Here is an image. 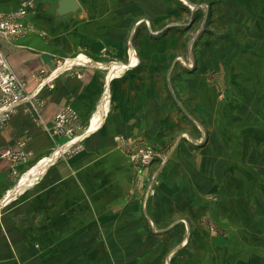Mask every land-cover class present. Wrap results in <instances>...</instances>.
Listing matches in <instances>:
<instances>
[{"label":"rangeland","instance_id":"obj_1","mask_svg":"<svg viewBox=\"0 0 264 264\" xmlns=\"http://www.w3.org/2000/svg\"><path fill=\"white\" fill-rule=\"evenodd\" d=\"M80 1L88 16L74 21L91 25L95 44L84 47L89 55L60 60L62 68L77 57L98 64L91 55L111 62V78L144 72L152 86L143 100L149 135L128 152L127 181L101 198L96 219L65 233L76 234L79 251L38 253L33 264H264V51L254 34L264 0ZM22 2L1 6L0 23ZM87 32L80 39L90 41ZM0 49L5 54L1 40ZM61 140L57 150L68 142ZM149 150L151 159H134ZM19 222L31 227L32 247L44 250L37 224Z\"/></svg>","mask_w":264,"mask_h":264},{"label":"crops","instance_id":"obj_2","mask_svg":"<svg viewBox=\"0 0 264 264\" xmlns=\"http://www.w3.org/2000/svg\"><path fill=\"white\" fill-rule=\"evenodd\" d=\"M20 1L1 6L14 9ZM84 13L88 16L85 8ZM28 19L34 31L19 43L0 38L1 48L27 88L25 102L0 126V208H4L0 210V264H33L38 253L44 257L77 253L76 234L64 238L65 233L80 219H96V208L106 204L101 198L127 181V171L132 169L128 152L133 147L136 151L145 133L149 135L144 132L149 124L145 125L143 100L149 99L152 86L144 72L135 67L111 78V62L91 55L98 64L64 69L60 60L80 51L89 55L84 47H94L91 25L73 20L53 27L37 11ZM86 31L90 41L89 36L80 39ZM257 33L262 37L259 42ZM254 34L257 47L264 51V24L257 25ZM107 94L110 102L104 120L90 131ZM68 105L81 122L73 136L62 138L55 117ZM61 139L68 142L57 150ZM20 220L37 224L41 233L34 236L44 240V250L32 247L31 227L24 228ZM89 247L82 249L83 254L89 253Z\"/></svg>","mask_w":264,"mask_h":264},{"label":"built area","instance_id":"obj_3","mask_svg":"<svg viewBox=\"0 0 264 264\" xmlns=\"http://www.w3.org/2000/svg\"><path fill=\"white\" fill-rule=\"evenodd\" d=\"M35 0H23L20 8L10 16H5L0 23V35L9 41H14L26 37L34 31L33 26L25 23L26 17L35 8ZM26 83L21 80L12 70L7 56L0 49V126L6 124L22 105L27 95H25ZM77 111L70 105L66 106L55 117V124L58 134L62 138L73 136L78 129ZM153 151L146 153L139 151L133 157L146 161L151 159Z\"/></svg>","mask_w":264,"mask_h":264},{"label":"water","instance_id":"obj_4","mask_svg":"<svg viewBox=\"0 0 264 264\" xmlns=\"http://www.w3.org/2000/svg\"><path fill=\"white\" fill-rule=\"evenodd\" d=\"M38 16L52 21V26L69 25L75 19L85 17L80 0H41L37 8Z\"/></svg>","mask_w":264,"mask_h":264},{"label":"bare ground","instance_id":"obj_5","mask_svg":"<svg viewBox=\"0 0 264 264\" xmlns=\"http://www.w3.org/2000/svg\"><path fill=\"white\" fill-rule=\"evenodd\" d=\"M78 62H80V63H78ZM75 64H84V61L80 58V57H77V58H75V61L74 62H72V63H70V65H68V67H71V66H73V65H75ZM67 67V68H68ZM120 70V69H119ZM114 75V74H113ZM106 110V107L104 106L103 107V111H102V115H101V118H100V120H102L103 119V115L106 113V112H104ZM97 127V125L95 126V128ZM25 184H26V182H24Z\"/></svg>","mask_w":264,"mask_h":264}]
</instances>
